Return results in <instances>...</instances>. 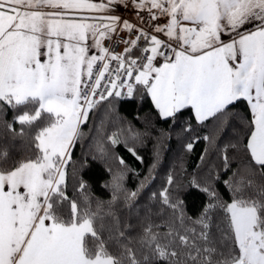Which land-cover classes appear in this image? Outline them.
<instances>
[{"label":"snow or ice","instance_id":"6c2138e0","mask_svg":"<svg viewBox=\"0 0 264 264\" xmlns=\"http://www.w3.org/2000/svg\"><path fill=\"white\" fill-rule=\"evenodd\" d=\"M0 264H264V0H0Z\"/></svg>","mask_w":264,"mask_h":264},{"label":"trees","instance_id":"16d2710c","mask_svg":"<svg viewBox=\"0 0 264 264\" xmlns=\"http://www.w3.org/2000/svg\"><path fill=\"white\" fill-rule=\"evenodd\" d=\"M145 110H147V109H145ZM200 147L201 146L198 145L197 151H199ZM150 153H151V144H149L147 146V148L142 153L145 156V165H143V166L139 165L131 156H128L126 153H123V154L125 155L126 159L128 160L129 164L132 167L137 168V169H141V171H143L147 167V164L150 163ZM174 155H175V153L169 154V162H171ZM194 160H195V156L188 158L187 162H188L189 167H191ZM104 178H106V177H104ZM135 183H136V181L134 178H130L128 181L129 187H134ZM157 183H159V181H157ZM96 195L101 196L102 198H106L105 191L103 189L99 188L98 184L96 185ZM190 202L193 204L197 203L194 200H191ZM190 210H194V209H190Z\"/></svg>","mask_w":264,"mask_h":264}]
</instances>
